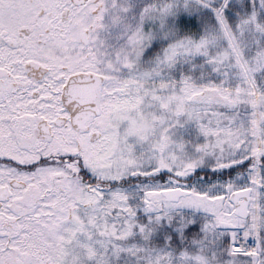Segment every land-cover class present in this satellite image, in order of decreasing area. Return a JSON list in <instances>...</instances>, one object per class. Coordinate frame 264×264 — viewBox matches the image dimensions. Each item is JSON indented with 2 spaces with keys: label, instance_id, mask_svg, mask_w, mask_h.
<instances>
[{
  "label": "snow or ice",
  "instance_id": "obj_1",
  "mask_svg": "<svg viewBox=\"0 0 264 264\" xmlns=\"http://www.w3.org/2000/svg\"><path fill=\"white\" fill-rule=\"evenodd\" d=\"M0 264H264V0H0Z\"/></svg>",
  "mask_w": 264,
  "mask_h": 264
}]
</instances>
